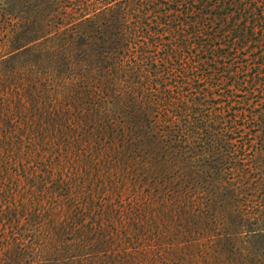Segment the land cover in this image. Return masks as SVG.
Masks as SVG:
<instances>
[{
  "label": "trees",
  "instance_id": "trees-1",
  "mask_svg": "<svg viewBox=\"0 0 264 264\" xmlns=\"http://www.w3.org/2000/svg\"><path fill=\"white\" fill-rule=\"evenodd\" d=\"M264 264V0H0V264Z\"/></svg>",
  "mask_w": 264,
  "mask_h": 264
},
{
  "label": "rangeland",
  "instance_id": "rangeland-1",
  "mask_svg": "<svg viewBox=\"0 0 264 264\" xmlns=\"http://www.w3.org/2000/svg\"><path fill=\"white\" fill-rule=\"evenodd\" d=\"M233 264H237V259H236V262H234Z\"/></svg>",
  "mask_w": 264,
  "mask_h": 264
}]
</instances>
